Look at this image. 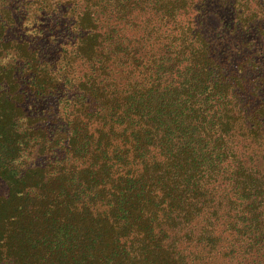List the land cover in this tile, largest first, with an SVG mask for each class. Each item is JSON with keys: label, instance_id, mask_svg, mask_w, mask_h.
<instances>
[{"label": "trees", "instance_id": "trees-1", "mask_svg": "<svg viewBox=\"0 0 264 264\" xmlns=\"http://www.w3.org/2000/svg\"><path fill=\"white\" fill-rule=\"evenodd\" d=\"M201 1L0 0V264H264L261 80L223 68Z\"/></svg>", "mask_w": 264, "mask_h": 264}, {"label": "rangeland", "instance_id": "rangeland-1", "mask_svg": "<svg viewBox=\"0 0 264 264\" xmlns=\"http://www.w3.org/2000/svg\"><path fill=\"white\" fill-rule=\"evenodd\" d=\"M23 8L28 11V15L36 12L35 8L30 5ZM251 10L258 11V17L245 25L236 19L234 11L229 5L222 4L219 0H202L201 3H197L191 9L189 17L193 20L194 27L198 28L209 39L211 47L219 57L220 64L223 65L224 69L236 71L242 68L244 77L261 80H259L261 84L252 81L254 84L252 86L259 88L254 98L249 95V101L254 102L264 99V0H252ZM38 20L49 21L51 19L40 18ZM30 22L32 23V20L25 21L24 25H27L25 27H29ZM36 23L38 21L34 24ZM48 23L43 22L41 24H44L41 32L45 35L53 34L51 40L54 43L48 42L47 52L54 61L58 50L61 49L58 48L59 43L67 41L71 36L74 37V34L70 31L72 22L66 16L60 19L58 23L51 22V25ZM66 25H68V29ZM49 29L51 31L48 32ZM17 33L18 30L13 29L11 36L18 37ZM55 49L57 50L55 51ZM35 101V104L39 105L40 111L45 113L49 121H53L55 117L61 115V104L55 103L52 96L41 101ZM30 105L32 106V104ZM33 110H35L34 107ZM224 258L225 256H221L220 262L218 258H208L209 260L206 263L201 264L222 263Z\"/></svg>", "mask_w": 264, "mask_h": 264}]
</instances>
